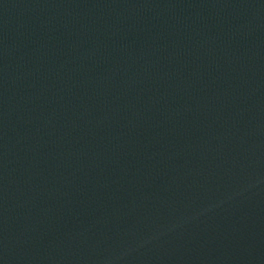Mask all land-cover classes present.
<instances>
[{
	"label": "water",
	"instance_id": "water-1",
	"mask_svg": "<svg viewBox=\"0 0 264 264\" xmlns=\"http://www.w3.org/2000/svg\"><path fill=\"white\" fill-rule=\"evenodd\" d=\"M0 264H264V0H0Z\"/></svg>",
	"mask_w": 264,
	"mask_h": 264
}]
</instances>
